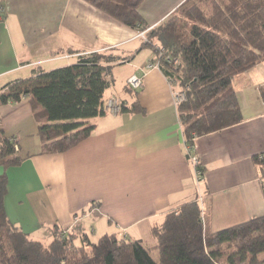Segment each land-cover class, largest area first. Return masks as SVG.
Returning a JSON list of instances; mask_svg holds the SVG:
<instances>
[{
  "label": "crops",
  "instance_id": "obj_1",
  "mask_svg": "<svg viewBox=\"0 0 264 264\" xmlns=\"http://www.w3.org/2000/svg\"><path fill=\"white\" fill-rule=\"evenodd\" d=\"M184 2L144 0L140 14L154 27ZM0 7V88L37 69L74 65L80 56L113 49L127 59L126 71L107 98L137 101L144 109L95 117L89 137L46 154L30 98L0 103V129L17 138L22 159L0 165V175L8 176L5 210L16 227L38 241H49L57 225L87 232L93 241L116 233L152 245L154 225L186 201L201 203L207 233L264 215V177L254 159L264 153V59L230 87L242 122L196 139L193 153L204 168L199 182L174 102L178 88L162 69L146 70L155 53L140 44L138 31L85 0H0ZM134 74L143 76V85L130 91L127 79Z\"/></svg>",
  "mask_w": 264,
  "mask_h": 264
},
{
  "label": "trees",
  "instance_id": "obj_2",
  "mask_svg": "<svg viewBox=\"0 0 264 264\" xmlns=\"http://www.w3.org/2000/svg\"><path fill=\"white\" fill-rule=\"evenodd\" d=\"M85 1L144 32L142 46L154 51L160 69L186 92L178 107L186 142L192 143L194 134L199 138L242 122L239 99L230 87L237 75L264 59V0H186L154 27L140 14L144 0ZM126 61L110 49L80 56L74 65L37 69L33 77L0 88V103L29 97L39 122L41 152H66L92 134L93 118L106 113L112 70ZM261 97L264 100V86ZM122 104L121 113L144 111L137 101ZM11 139L0 129V165L6 167L22 161ZM254 159L264 177V153ZM7 192L4 173L0 175V264H264V215L207 233L201 203L195 199L154 225L152 245L116 233L93 241L87 232L57 225L44 242L9 220Z\"/></svg>",
  "mask_w": 264,
  "mask_h": 264
},
{
  "label": "built area",
  "instance_id": "obj_3",
  "mask_svg": "<svg viewBox=\"0 0 264 264\" xmlns=\"http://www.w3.org/2000/svg\"><path fill=\"white\" fill-rule=\"evenodd\" d=\"M3 14H4V9L0 7V19L4 17ZM140 36H142V38H145L144 32L143 34H140ZM156 68H160L159 61L152 62L146 65V70L156 69ZM127 83L132 91L138 90L143 85V76L139 74H134L127 79ZM185 98H186V92L183 89L179 88L174 91V102H176L177 107L180 106V104L185 100ZM122 107H123L122 101L116 95H112L111 97H108L105 102V112L107 114H111V115L120 114L122 112ZM197 138H198L197 135L194 134V136L192 137V143L186 142V146H187L188 156L190 157L191 160V164L195 169V177L196 179H198L199 182H202L204 180L203 168L201 167L199 157L193 153L194 143ZM11 142H13L15 150L16 151L19 150V142L17 141V138L13 137V139H11ZM82 219H83V215L75 216L74 225L76 226L80 225Z\"/></svg>",
  "mask_w": 264,
  "mask_h": 264
},
{
  "label": "rangeland",
  "instance_id": "obj_4",
  "mask_svg": "<svg viewBox=\"0 0 264 264\" xmlns=\"http://www.w3.org/2000/svg\"><path fill=\"white\" fill-rule=\"evenodd\" d=\"M178 8V7H177ZM176 8V9H177ZM176 11V10H175ZM175 11H174V13H175ZM173 14V13H172ZM167 18V17H166ZM142 40L140 41V44H142L143 43V41L145 40V38H141ZM113 71H114V78H115V80H114V83H113V86H115V87H117V86H119L122 82H121V79H122V76H123V73L126 71L125 70V67H124V65L122 64V65H116L115 67H114V69H113ZM131 77V76H130ZM97 236H92V238L96 241V238ZM48 241V239H46L44 242H47ZM152 243H154V239L151 241V242H149V244H152Z\"/></svg>",
  "mask_w": 264,
  "mask_h": 264
}]
</instances>
